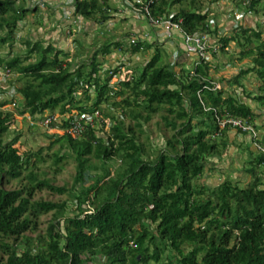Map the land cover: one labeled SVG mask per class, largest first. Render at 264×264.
Returning <instances> with one entry per match:
<instances>
[{"label":"trees","instance_id":"trees-1","mask_svg":"<svg viewBox=\"0 0 264 264\" xmlns=\"http://www.w3.org/2000/svg\"><path fill=\"white\" fill-rule=\"evenodd\" d=\"M17 1L0 0V31L5 32L0 45L11 38L28 11ZM206 1L156 0L150 11L161 18L179 6L173 20L181 21L185 33L209 34L217 39L220 51L231 42L240 47L252 66L231 81L239 84L240 78L255 73L261 81L255 100L264 104L262 32L239 28L230 37L219 34L203 10ZM232 1L247 13L260 2ZM74 7L77 15L98 23L108 18L110 10L108 0H76ZM122 44L114 42L130 54L153 47L140 42ZM26 45L27 53L35 54L33 61H28L30 55L0 58V67L15 72L22 81L16 89L21 100L14 106L20 109L18 114L34 117L46 112L98 110L102 126L89 128L78 138L63 134L55 139L60 147L52 155L54 165L66 157L76 163L74 182L79 188L73 194L75 213L68 216L65 202L31 201L35 191L46 189L58 195L70 191L41 179L33 170L35 163L44 161L41 149L20 155L14 147L17 137L5 140L15 109H3L12 101L0 103V264H264V187L260 180L253 178L241 186L230 179L214 187L199 183L207 159L222 156L229 145L232 128L221 130L217 117L232 116L252 124L257 119L224 85L217 87L209 77L210 61L200 59L190 69L179 61L161 64V52L155 46L136 75L110 85L118 67L102 78L98 59L111 53L110 42L105 41L88 64L67 60V53L52 45ZM112 98L119 99L112 104L120 118L100 109ZM155 114H160L171 135L163 148L149 153L135 129L143 133V124ZM123 116L134 125L126 127ZM242 134L251 140L249 134ZM113 158L119 164L109 172L105 166ZM254 158L252 164L264 167V154L256 152ZM248 172L254 174V168ZM11 180L26 184L19 190H6L2 184ZM49 212L52 218L43 235L36 241L25 235L35 232L40 214ZM166 251L169 256H164Z\"/></svg>","mask_w":264,"mask_h":264},{"label":"rangeland","instance_id":"rangeland-1","mask_svg":"<svg viewBox=\"0 0 264 264\" xmlns=\"http://www.w3.org/2000/svg\"><path fill=\"white\" fill-rule=\"evenodd\" d=\"M17 2L28 9V11L24 19L19 22L17 28L11 34V38L0 45V58L8 59L19 54L22 57L30 55L28 61H33L35 54L27 53L28 47L26 42H40L43 47L52 45L57 49L63 50L67 53V60L74 59L75 63L80 64L81 62L88 64L92 54L106 41L111 43V53L104 58L101 55L98 56L99 61H101L99 73L102 78H105L106 73L118 65H123L125 71H128V75H136L150 60L155 46L160 49L161 64L175 62V53L178 52L177 40L167 35L166 37L161 36L155 38V40H152V38L149 39L145 43H150L153 47L148 51H139L135 54H130L129 51L120 50L119 47L114 46L115 41H122L125 44L132 36L138 37L129 28V25H132L137 20L133 16L128 15L129 12H126L123 0H108V6L110 8L108 18L102 23L84 18L77 23H73L71 21L72 19L65 18L60 9L47 7L41 10L37 7H31L23 0H18ZM258 6L260 8L258 14H251L247 13L243 6L236 5L232 0H208L203 4V10L208 13H213L211 18L214 20L215 25H219V34L228 37L234 34L233 32L236 30V16L239 14H243L240 28L258 31L261 28L264 32V1H261ZM178 8L179 6H175L171 13H175ZM228 15H232V17L224 20ZM229 21H234V26H228L227 23ZM145 25L147 26V24ZM4 35L5 32L0 31V36ZM241 41L244 42L243 39ZM254 44L255 42L248 45V48L253 47ZM238 51H241V48L231 43L228 51L221 52L220 55H212L209 77L217 86L221 87L224 85L228 93L235 95L239 101L247 104L256 113L257 119L254 124L261 131L264 130V104L255 100V97L259 94L258 85L261 81L252 72L240 78L239 84L231 81L241 70H246L252 66L251 58L243 56ZM184 58V56H181L178 61L184 62ZM3 67L1 66L0 69ZM120 76L118 74L115 75L111 79L110 85L115 84ZM21 86L22 81L19 80V76L16 73L12 74L5 81L0 76V103L14 100L16 105H19L21 100L19 95L16 94V89ZM14 92L15 97L11 98ZM79 97L83 99V96ZM90 97L93 99V92H90ZM114 101L118 102L119 99H110L107 103L102 104L100 109L109 116L116 115L120 118L118 108L112 104ZM7 107L10 106H5L4 108ZM19 110H14V120L5 140L10 141L17 137L14 147L20 155L26 152H37L41 149V155L44 157V161L35 163L33 170L39 174L41 179H48L52 185L65 187L70 191L62 195L51 193L46 189L35 191L31 197V201L65 202L67 205L66 215H73L75 213L73 194L79 188V185L75 186L74 182L76 174L75 161L72 157H66L60 164L54 165L52 155L60 147L59 143H55L56 137L51 136L40 124L35 123L34 125H30L27 118L18 114ZM123 121L126 127L134 125V121L129 117L123 116ZM107 128L108 126H106ZM135 131L137 135L139 134V142L144 144L149 153L163 148L165 140L171 135L164 127L160 114L153 115L148 123L143 124V133H139L137 129ZM228 135L229 145L226 151L220 157L207 159L205 171L199 183L214 187L222 183L225 179H230L241 186L248 184L253 178H258L262 187H264V167L252 164L257 151L253 148L250 138L235 129H231ZM64 152L65 150H62L61 154ZM118 164L119 159L113 158L105 167L109 172H113ZM58 167H61V169L59 170ZM250 168H254V174L248 172ZM96 171L99 172V169ZM90 181L91 179L87 180L86 184H89ZM25 184V180H11L9 183H3L2 185L6 190H19ZM73 188L76 189L74 190ZM52 214V212L40 214L37 219L35 232H26L25 235L36 241L38 235L44 234L52 218ZM23 246L25 244H21L20 247L22 248ZM188 250L190 248L186 251ZM2 255V251L0 250V257ZM167 255L169 256L168 251L165 252L164 256Z\"/></svg>","mask_w":264,"mask_h":264},{"label":"built area","instance_id":"built-area-1","mask_svg":"<svg viewBox=\"0 0 264 264\" xmlns=\"http://www.w3.org/2000/svg\"><path fill=\"white\" fill-rule=\"evenodd\" d=\"M28 3L31 7H37L41 10L47 7H55L60 3V0H23ZM156 0H127V6L131 9L140 19H144L151 29L162 30L165 35L172 37L177 35L180 38V42L185 47L186 54H194L197 57L194 65L197 64L198 60L204 59L206 61L211 60L213 53H218L220 51V44L218 42H212L211 36L207 33L204 34H187L180 27V20L175 22L173 20L174 13L169 15H164L161 18H155L152 16L150 11V5ZM249 0H243V2H248ZM76 0H68L66 3V10L64 11L65 18L72 19L73 23L79 22L82 17L75 13ZM209 25L213 29L216 27L214 20L209 15ZM243 14L236 16L237 23L236 29L241 26V19ZM149 36H132L129 38V43H145L149 41ZM142 49V48H141ZM224 51H228V46L224 47ZM179 59V53H175V62ZM118 75L120 79L128 76V71H125L123 65H118ZM178 71L177 67L174 68ZM15 72L10 69L1 68L0 76L3 80H7ZM219 87V86H217ZM15 97V92L11 95V98ZM15 101L5 106L14 107ZM4 106V107H5ZM3 107V109H5ZM9 108V107H7ZM28 119L30 125L35 123L40 124L45 130L54 137H59L63 134H67L72 138L81 137L89 128H99L102 126L101 115L98 110L92 112L88 111H76L72 110L70 113L58 114V113H43L42 115H37L34 117L28 114L21 115ZM217 123L219 128L222 130L226 127L236 129L242 133H247L251 136L253 148L261 154H264V136L259 133L255 125L247 122L241 118H235L232 116L217 117Z\"/></svg>","mask_w":264,"mask_h":264},{"label":"crops","instance_id":"crops-1","mask_svg":"<svg viewBox=\"0 0 264 264\" xmlns=\"http://www.w3.org/2000/svg\"><path fill=\"white\" fill-rule=\"evenodd\" d=\"M67 1L68 0H60V3L57 5V6H55V7H50V8H56V9H60L62 12H63V14H64V11L66 10V3H67ZM124 1V5H125V10H126V12L128 11L129 13H128V15H131V16H133L137 21L135 22V23H132V25H129V28H130V30H133V32H135L138 36H142V35H147V36H149L150 38L149 39H151L152 38V40H155V38H158V37H166V35H165V33L162 31V30H156V29H151L149 26H148V24L146 23V21L144 20V19H140V18H138V16L131 10V9H129V7L127 6V0H123ZM261 1H264V0H260V2L259 3H261ZM259 5V4H258ZM256 6L255 7V9L252 11V12H250L251 14H258V12H259V6ZM209 15H211V16H213V13H209ZM229 17H232V15H228V16H226L225 17V19L224 20H226V19H228ZM139 21H141V22H139ZM223 21V20H222ZM145 24H147V26L145 27L144 25ZM228 24V26H234V21H229V23H227ZM220 25H222V24H220ZM263 26V25H262ZM216 27H217V29H218V27H219V25H216ZM263 29H264V27H263ZM256 31H258V30H256ZM260 31L262 32V35L264 36V32L261 30V28H260ZM218 32H219V29H218ZM230 34H232V33H230ZM229 34V35H230ZM221 36V35H220ZM231 36V35H230ZM230 36H228V37H230ZM174 39L176 38V42H177V47H178V53L180 54V57L181 56H184L185 58V60H184V62H183V64H184V66H185V68L186 69H190L191 67H192V65L196 62V60H197V57H196V55H194V54H186L185 52V47L182 45V43L180 42V38L177 36V35H174V36H172ZM172 38V39H173ZM128 42H129V39L127 40ZM211 41L212 42H217V39H215V38H211ZM127 42V43H128ZM232 43V42H231ZM231 43H229L228 44V48H229V45L231 44ZM232 44H234V43H232ZM235 45V44H234ZM236 46V45H235ZM237 47V46H236ZM221 52H224V51H219L218 53H215V54H219L220 55V53ZM238 53H240V51H238ZM218 55V56H219ZM217 56V57H218ZM216 58V57H215ZM255 113V112H254ZM256 114V113H255ZM260 131V130H259ZM259 133H262V131H260Z\"/></svg>","mask_w":264,"mask_h":264}]
</instances>
